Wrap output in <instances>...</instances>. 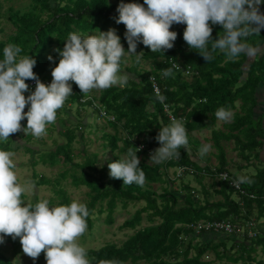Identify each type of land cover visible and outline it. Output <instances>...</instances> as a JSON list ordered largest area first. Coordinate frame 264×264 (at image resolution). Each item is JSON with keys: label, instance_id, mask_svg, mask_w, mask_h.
<instances>
[{"label": "trees", "instance_id": "1", "mask_svg": "<svg viewBox=\"0 0 264 264\" xmlns=\"http://www.w3.org/2000/svg\"><path fill=\"white\" fill-rule=\"evenodd\" d=\"M120 2L121 0H31L26 13L10 8L8 13L3 14L0 8V17L5 16L16 27L6 41H0V60L4 58V48L9 43L16 44L22 48L20 56H32L36 59L34 73L38 77L51 79V75H46L49 70L47 55L50 50L54 52L58 64L60 56L56 50H63L70 33L87 36L96 34L95 31L106 32L108 27H113V22L116 23ZM123 2L143 4L144 0ZM260 9L264 13V4ZM117 26L121 27L118 36L127 51L126 27L123 24ZM179 26L180 24H174L170 29L178 34L174 47L170 50L152 53L142 43L138 44L137 53L144 52L142 59L152 60L154 69L150 72L130 69L134 73L133 76L127 73L130 76L127 86H112L103 89L99 97L84 100L87 96L70 81L73 94L67 98L64 105H76L79 115L87 113L86 117H101L114 129V134H104L105 142L102 144L103 153L109 151L113 154L112 160H107L99 166L98 152L88 153L86 149H81L79 153H83V161L73 162L77 156L73 140L77 139L75 133L80 128H69L67 122L59 118V111L64 106L57 111L56 117L61 120V128L57 133L64 141L59 143L55 140L54 148L49 151L36 148L41 144L35 147L31 144L22 145L23 141H32L30 134L26 137L20 136L14 143V148L11 147V141L16 137V133L7 141H0V150L14 151L20 147L24 148L32 156L30 160L33 167L39 164H71L78 167L80 170L70 174L76 187L84 185L89 189V200L84 203L89 211L88 229L94 227L93 216L96 214H106L107 221L113 222V214L119 202L124 209L131 202H144V206L124 223V228L135 230L136 233L122 246L107 244L98 250H87L89 264H100L102 260H115L118 264H139L141 261H147L149 264H220L224 260L229 261L228 264H264V257H252L259 247L264 253V225L259 223L264 219V114L256 116L259 103L257 92L264 85V56L251 62L247 57L241 56L239 60L232 62L226 61L225 55L217 51L214 59L207 63L196 52L199 50H193L187 45L183 39L186 28L179 29ZM212 28L215 39L223 29L219 25H212ZM250 42L264 45V31L259 36H253ZM124 62L125 57L122 58L121 66ZM173 63L177 67H174ZM167 68H172L173 75L164 77L162 70ZM187 71L188 75L193 76L190 82L182 78ZM154 83L158 86L160 95L156 94ZM30 94L31 92H26L25 96ZM159 96L164 97L163 102ZM95 101H98V104H95ZM237 102H241L240 110L234 115L230 130L223 132L213 129L217 123L216 110L225 107L234 111ZM27 110L26 107L25 112ZM168 113L175 119L184 121L188 143L195 144L194 152L189 154L181 148L179 158L149 166L147 159L151 155L150 152L160 147L156 140L158 131L160 127L171 122ZM21 123L23 127H27V120ZM120 127L125 130L122 135L119 133ZM90 128L89 125L83 127L85 130ZM204 130H212L211 141L218 151L215 155L218 164L213 167L204 166L196 159V151L200 149L201 143L192 139L191 133ZM224 141L235 143L238 159L247 162L236 164L237 170L252 165L253 159L263 166L256 175H248L251 182L240 184L241 190H236L220 177L221 174H228L231 179L237 178L229 168L230 161L222 143ZM18 142L21 144L18 145ZM139 145L144 146V149L137 153L146 176L144 185H124L123 180L112 179L108 164L126 155L129 147L138 148ZM209 155L203 157L209 158ZM185 166L188 170L177 178V170ZM170 168L175 171L174 179L168 175ZM204 171L206 174H203ZM68 174V171L64 172L61 179H66ZM186 177H192L201 191L185 180ZM35 178L37 186H50L54 194V197L48 200L50 207L71 204L65 189L60 186L61 181L51 182L38 174H35ZM208 179L212 181L208 183ZM176 182L180 183L179 187ZM156 183L167 185L162 187L163 193L159 198L153 190ZM37 202L39 201L31 204L35 205ZM227 220L238 221L243 231L218 235L217 232L211 231L197 233L192 227L201 221ZM145 221L148 225L138 229ZM249 229L256 235L250 237ZM9 238L13 244L19 243L18 238ZM216 239L219 241L215 242ZM221 248L222 251L219 250ZM208 252L214 253L216 261L202 259ZM165 258H168V261H164ZM39 259L46 260L45 254L41 253ZM152 259L154 262H150ZM0 264H12L1 251Z\"/></svg>", "mask_w": 264, "mask_h": 264}, {"label": "clouds", "instance_id": "2", "mask_svg": "<svg viewBox=\"0 0 264 264\" xmlns=\"http://www.w3.org/2000/svg\"><path fill=\"white\" fill-rule=\"evenodd\" d=\"M262 4L264 0H144L143 4L121 0L116 23L126 27L128 50L125 51L115 29L87 36L70 33L63 50H56L60 59L51 72L53 79L38 77L33 71L36 59L20 56L22 48L9 43L0 60V141H7L10 135L19 132L36 138L45 135L47 126L55 123L57 111L73 94L70 81L85 96L94 89L127 86L130 76L121 72L122 58L134 55L139 63L144 56V52L137 53L140 43L152 53L172 49L178 35L170 30L174 24L186 25L184 41L191 49L199 50L196 52L207 63L217 51L232 62L241 56L249 62L264 56V45L250 42L264 31ZM212 25L223 29L215 39ZM49 60L55 62L51 56ZM162 75H173L172 68L163 69ZM33 81L35 90L30 91L29 84ZM26 92L31 94L25 96ZM158 98L163 102V96ZM215 117L229 123L234 113L220 107ZM23 120H27L26 128ZM156 140L160 147L150 152L152 163L179 158L181 148L191 153L182 119H172L160 127ZM141 150L139 146L129 147L126 155L109 163L110 177L123 180L124 185L143 186L146 176L137 155ZM210 150L211 145L204 144L199 154L203 157ZM14 156L12 151L0 150V244L5 237L19 238L23 253L34 261L44 253L47 264H89L85 248L77 242L87 229V206L74 200L70 205L50 207L47 199L35 205L25 204L21 196L32 186L18 182ZM250 182V177L241 175L233 185ZM100 264L118 262L102 260Z\"/></svg>", "mask_w": 264, "mask_h": 264}, {"label": "rangeland", "instance_id": "3", "mask_svg": "<svg viewBox=\"0 0 264 264\" xmlns=\"http://www.w3.org/2000/svg\"><path fill=\"white\" fill-rule=\"evenodd\" d=\"M111 1L114 2L115 0H111ZM30 3H31V0H0V8L3 14L8 13L10 8L15 9L14 11H20L21 13H26L27 10L29 9ZM117 25L118 24L113 22L112 23L113 27H108L107 31L111 29H115L116 34L118 35V33L121 32V27ZM183 28H186V25L180 24L179 29H183ZM15 29L16 27L11 21L8 20V18H6L5 16L0 17V41H6L8 36L12 34L13 31H15ZM95 32L96 34L98 33L97 31ZM47 56H48L47 59L49 61L48 74L51 75L52 70L56 66H58L57 59L52 50H50ZM49 56L53 57V60L55 61L54 63L49 60ZM124 57H125V62L121 66V72L123 73H129L131 76H133L134 72L130 71V69L135 68L138 71H142V72H146V71L150 72L154 69L152 60L141 59V61L137 63L136 57H133L132 55L126 54ZM182 78L190 82L193 79V76H190L188 75L187 72H185ZM51 79H53V77H51ZM43 83L49 84V82H43ZM29 88H30V91L35 90V87H32V88L29 87ZM101 91L102 90H96V89L92 90L87 95V97L84 98V100H87L90 97H94V96L99 97ZM95 104H98V101L97 102L95 101ZM240 105H241V102H237V108L233 111L234 115H236L238 111L240 110ZM63 106L64 108L59 111L60 113L59 118H61L62 121L63 120L66 121L67 127L69 128H72V129H76L77 127L80 128L75 133L77 136V139L73 140V145H74L75 152L77 155L74 157L73 162L81 163L83 161V157H82L83 153H79V150L81 149L83 150L86 149L88 153L98 152L99 153V161H98L99 166L103 165L107 160H112L113 154L109 151L103 153L102 144L105 142L103 140L104 134L105 133L114 134L115 133L114 129L111 126H108L106 121L102 119L101 117L98 119L95 116L86 117L88 115L87 113L83 115H79L76 110V105H70V103H67L66 105H63ZM65 110H66V113H64ZM168 115L170 116L171 120L175 119L172 114L168 113ZM234 117L232 121L229 123H224V122L219 121V124H218V121H217V123L215 124L216 130L228 132L230 130V126L232 125L234 121ZM59 118H56L55 124L53 125L50 124L47 126V128H50V129L46 131L45 135H43L42 137L36 138L30 134L32 136V141L31 142L23 141L22 145L31 144L35 147V145L41 144L40 146H36V148L40 150L49 151L50 149L54 148L55 140L58 141L59 143L63 142L64 138L61 137V135L57 133V130L61 128V125H60L61 120H59ZM86 125H89V127L91 128L87 130L83 129V127ZM124 132L125 130L122 127H120L119 129L120 135H122ZM12 135H10L9 139L11 138ZM81 135L83 136V138H80ZM20 136L26 137L24 132L16 133V137H14V139L11 141V147L13 148L15 147L16 144L14 143H16V141L20 139ZM191 137L192 139H195L201 142L202 145L210 144L211 150L207 154L208 155L210 154L209 158L211 159V161L213 160L218 161L216 159L217 157L215 156L218 153V151L213 147V142L206 141L208 138L213 137L212 134L210 135L208 131L204 130L200 132L191 133ZM222 143L225 147L227 158L231 160L232 163H234V165L237 164L236 162H239L241 164L247 163L245 161H241L238 159L239 156H238V151L235 150V147H236L235 143H233L232 141H229V142L224 141ZM17 144L20 145L21 143L18 142ZM188 144H189V148L191 149V152L193 153L194 152L193 150L195 149V144L194 145L193 143H188ZM12 152L15 153V156L12 159L16 165L15 171L18 177V182L21 185L31 184L32 186L30 191L23 193L24 198H22V200L25 202V204L32 203L34 201H40L42 199L50 200L54 197V194L50 190L49 185L37 186L35 184L37 182L36 180L37 178H35V174H38V176H41V175L45 176L51 182H54L55 180L61 181L60 186L63 189H65V192L67 193L71 202L75 200L77 202L84 204L85 202L89 200L87 198V192L89 189L85 187L84 185L82 186L80 185L79 187H76L74 185V181H73L71 174L74 173L76 170H80L78 167H73L71 164H68L67 166L63 164L61 165L57 164L55 166H51L50 164H47V165L39 164L33 167L32 162H31L32 160H30L32 156L29 153H27L24 150V148L20 147ZM196 154L199 155V150L196 151ZM147 164L149 166H152L156 163L150 162V157H148ZM229 164H230L229 168H231V172H233L234 175H236L237 177L241 175H244V176L256 175L257 171L260 170L261 167H263L259 161L256 163L254 159L252 161V165L244 167L241 170H237L236 166H233L231 163ZM66 171L69 172L67 178L61 179V175ZM78 174L80 175V173ZM168 175L171 179H174L175 177L174 169H171V168L168 169ZM185 180H188L192 186H195L198 189H200V187L196 185L192 177H186ZM207 181L208 183H210L212 180L208 179ZM176 185L179 187L180 183L176 182ZM162 187H167V185L156 183L153 186V190L156 191L158 198L163 193ZM168 187L170 186L168 185ZM198 191H201V189ZM142 206H144L143 201H140L137 203L131 202L128 205V207L124 209L122 207V203L119 202L118 207L116 208L113 214L114 216L113 222L107 221L106 214L94 215L93 216V219H95L94 227L92 229L87 228L85 233L78 238L77 242L81 246H83L86 251L89 249L98 250L102 248V246H105L107 244H116L118 246H122L129 239L130 236L136 233L135 230L124 228V223L128 219H130L133 216V214ZM259 223H262L264 225V219H262ZM147 225L148 223L145 221L141 225V227H139L138 229L143 228ZM218 235H221V234L218 233ZM217 241H219V239L215 240V242ZM237 249L238 247L235 249V251ZM219 250L222 251V248ZM0 251L3 252L12 261V264H47L46 260H41L38 258L37 260L34 261L32 258L25 255L23 253L22 245L20 241L18 244L17 243L13 244V242L11 241V238L9 237H5V242L3 244H0ZM235 251L232 252V254H234ZM253 256L256 257V259L264 257V253L261 250V247L257 248V252L252 254V257ZM202 259L204 261H216V257L213 252H208L207 255H205ZM164 261H168V258H165ZM150 262H154V260L152 259ZM224 263L228 264L229 261L224 260L223 262H220V264H224ZM139 264H149V262L141 261ZM251 264H253V262H251Z\"/></svg>", "mask_w": 264, "mask_h": 264}, {"label": "built area", "instance_id": "4", "mask_svg": "<svg viewBox=\"0 0 264 264\" xmlns=\"http://www.w3.org/2000/svg\"><path fill=\"white\" fill-rule=\"evenodd\" d=\"M260 8H261V5H260ZM260 11H261V9H260ZM173 66L177 67V65L175 63H173ZM187 73H189V72L187 71ZM35 86H36L35 81H33L29 84V87H31V88L35 87ZM154 89H155L156 94L160 95V90L155 83H154ZM139 148H141L143 150L144 146L139 145ZM187 170H188V168L186 166L179 168L177 171L176 177L177 178L181 177L183 175V172H185ZM203 174H206V172L204 171ZM220 177H221V179L228 181L230 183V185H232V187H234L236 190H241V185H239L238 187L234 186L233 181L235 179L234 178L231 179V177H229L228 174H221ZM193 225L194 226H192V227H194L197 230V233L203 232V231L204 232L205 231H208V232L211 231V232H217V233L232 234V233H239V232L243 231V228L240 226L238 221L232 222L230 220H227V221H201V222H199L197 224H193ZM248 235L251 237V236H255L256 233L254 231H252L251 229H249Z\"/></svg>", "mask_w": 264, "mask_h": 264}, {"label": "crops", "instance_id": "5", "mask_svg": "<svg viewBox=\"0 0 264 264\" xmlns=\"http://www.w3.org/2000/svg\"><path fill=\"white\" fill-rule=\"evenodd\" d=\"M257 97H258L259 103H258L257 109H256V114H257L256 116H260V115L264 114V85L258 90ZM218 124H219V121H218ZM213 129H216V127L214 126ZM206 131H208L210 133V135L212 134V130H206ZM206 138H205V140H206ZM211 138L212 137L208 138L206 141H208V142L211 141ZM201 146H202V143H201ZM196 159L199 160V163L203 164L204 166L208 165V166L213 167V166H216L218 164L217 161H214V160L211 161L210 158L201 157L199 155ZM229 161L233 166H236V165H234V163H232L231 160H229ZM236 163L238 164L239 162H236Z\"/></svg>", "mask_w": 264, "mask_h": 264}]
</instances>
